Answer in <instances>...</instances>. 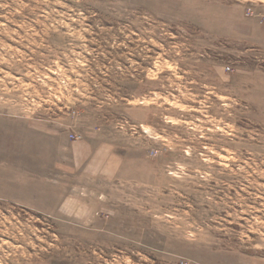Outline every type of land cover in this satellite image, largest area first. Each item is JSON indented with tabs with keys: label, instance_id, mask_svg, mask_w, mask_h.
Returning <instances> with one entry per match:
<instances>
[{
	"label": "rangeland",
	"instance_id": "374dc122",
	"mask_svg": "<svg viewBox=\"0 0 264 264\" xmlns=\"http://www.w3.org/2000/svg\"><path fill=\"white\" fill-rule=\"evenodd\" d=\"M0 120V264H264V0H0Z\"/></svg>",
	"mask_w": 264,
	"mask_h": 264
},
{
	"label": "crops",
	"instance_id": "0c3cea01",
	"mask_svg": "<svg viewBox=\"0 0 264 264\" xmlns=\"http://www.w3.org/2000/svg\"><path fill=\"white\" fill-rule=\"evenodd\" d=\"M6 127H12L13 128L12 131L16 132L15 131V129L17 128L16 124H13L12 122L4 123L0 120V129ZM18 138H19L18 142H20L19 147H22L21 145L22 141H20V137ZM0 143L8 144V146L6 147H9L12 144L10 143L6 135L5 138L3 136H0ZM13 149L10 148L11 150L10 155L9 152H7V154L5 153L0 154V157L1 155H4V159L2 158V161L5 162L4 165L0 163V199L11 204L23 205L24 203H32L33 202L32 196H35L38 193L32 192L33 189L32 178L29 179L27 176L24 177L22 175V169L20 171H17V169L15 168V167L22 168L21 165L18 166V163H22L23 160H21V158L16 159V155H13L12 153L14 152L16 154L18 149L16 150ZM7 164H10V166Z\"/></svg>",
	"mask_w": 264,
	"mask_h": 264
}]
</instances>
